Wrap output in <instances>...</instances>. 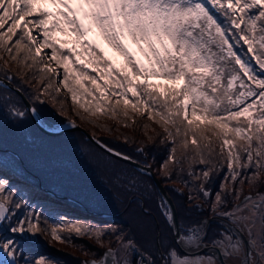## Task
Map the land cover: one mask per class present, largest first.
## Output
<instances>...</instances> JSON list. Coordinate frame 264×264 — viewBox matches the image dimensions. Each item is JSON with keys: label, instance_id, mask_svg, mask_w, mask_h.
<instances>
[{"label": "snow or ice", "instance_id": "1", "mask_svg": "<svg viewBox=\"0 0 264 264\" xmlns=\"http://www.w3.org/2000/svg\"><path fill=\"white\" fill-rule=\"evenodd\" d=\"M38 2L42 0H0V116L6 114L14 125L26 117L40 124L36 105L44 104L45 97L64 113L61 88L73 108L89 117L127 121L132 119L129 109L146 115L163 132L150 142L158 139L168 148L161 178L167 182L173 172L177 177L186 174L188 180L177 182L188 188L187 202L197 212L200 205L194 201L209 205L208 216L217 231L208 238L207 218L178 217L166 198L159 199L157 209L170 238L160 243L157 237L155 253L116 226H93L63 215L51 220L2 174L5 166L16 169L18 164L0 155V233H9L0 236V264H55L43 255L26 254L17 237L39 234L77 247L75 240L86 236L104 247L109 233L115 247L109 241L99 258L82 264H228L241 255L244 234L247 252L240 264H264V192L241 199L237 187L247 184L255 191L264 176V0H47L56 12L36 9ZM93 29L123 57V68L113 69L99 46L85 39ZM57 33L74 37L73 47H62L69 41L58 42ZM129 44L146 64L129 51ZM149 78L183 85L161 92L147 83ZM85 93L90 100L84 99ZM25 97L29 104H24ZM67 126L75 127L72 122ZM95 142L110 155L137 163ZM144 148L140 145L135 152L144 155ZM147 169L144 165L136 171L143 174ZM221 173L220 191L213 199L206 185ZM127 182L136 188L134 176ZM227 197L234 201L231 208ZM257 218L259 242L252 235Z\"/></svg>", "mask_w": 264, "mask_h": 264}, {"label": "trees", "instance_id": "2", "mask_svg": "<svg viewBox=\"0 0 264 264\" xmlns=\"http://www.w3.org/2000/svg\"><path fill=\"white\" fill-rule=\"evenodd\" d=\"M38 3L34 5L36 9H38ZM34 18L28 17L26 20ZM34 34L36 33L34 32ZM39 38L42 39V37ZM44 51L50 52L48 49ZM77 51H81V49L79 48ZM8 70L11 72L14 71V68L9 65ZM59 71L62 72V69ZM89 71L91 75H95L90 69ZM134 82L136 81L134 80ZM82 83L85 87H92L88 81H82ZM76 87L79 88V85ZM157 87L161 92L165 87L175 88L166 84ZM80 91L82 92L83 89ZM129 96L132 98L131 94ZM59 97L64 101L62 105L65 109L64 113L57 111L61 105L54 106L47 97L44 98V104L36 105L42 118V125L47 128H58L67 122L78 125L108 147L131 156L133 161L141 165L150 166L172 198L178 217H191L193 220L211 218L208 216L209 205L204 204L201 200L193 202L200 205V210L203 213L201 215V212L193 210L192 203L187 202L189 190L177 182L178 179L188 180L186 174L177 177L173 172L171 180L167 182L161 178L159 169L167 158L168 148L161 145L158 139L150 142L149 138H155L157 134L163 135L162 129L155 122L148 120L146 115L140 116L134 113L131 109H129V116L132 119L127 121L109 119L106 116L89 117L82 110L73 108L69 94L63 88H61ZM84 99L90 100L91 97L85 93ZM5 115L0 116V133L2 136L7 134L9 141L4 146L0 144V155L5 161L15 158L18 168L13 169L5 166L2 174L11 179L19 189V194L26 197L33 207L42 212L44 217L54 220L63 215L74 221L90 222L93 226L103 223L104 226H116L126 230L129 236L154 253V243L157 237L160 238V243L166 242L163 238L169 237V230L156 214L159 213L157 204L161 197L150 178L138 173L130 165L111 158L79 131L59 137H49L35 127L30 117H26L19 125H14L9 119H6ZM124 124L127 126H123ZM8 132L12 134V138H9ZM26 134L32 139H25ZM125 137L131 143L125 142ZM13 140L15 143L12 142ZM23 143L24 147H21ZM140 145L145 146L144 155H138L135 152V149ZM4 149L10 150L12 154L7 153ZM180 151L178 148L177 156L180 155ZM70 168L77 170L88 168L95 180L97 187L95 192L104 193L109 197V200L114 202L102 201L87 193L83 187L70 178L73 173ZM129 176L136 178L135 189L128 187L127 178ZM222 176L223 173L213 177L212 182L206 185L212 191L213 199L215 193L220 191ZM237 187L241 189V199L248 195L255 196L256 191L264 192V176L260 178L259 186L255 191L247 184L237 185ZM177 192L183 195H177ZM227 200L228 207L231 208L234 203L232 197H227ZM145 209L148 210V214H145ZM216 231L217 225L212 223L208 230V238L213 236ZM154 233H157L155 238ZM59 234L61 236L68 235L67 232ZM8 235L6 230L0 233V236ZM17 239L22 240L21 247L26 254L37 257L43 255L53 260L55 264H82L91 256V253H96L98 256L102 250L108 249L109 241L112 242V246H115L111 233L105 238L104 247H100L93 239L86 236L75 240L77 247L68 246L63 242L51 239L50 236L39 234L34 238L26 236L17 237ZM81 245L84 246L85 251L78 247Z\"/></svg>", "mask_w": 264, "mask_h": 264}, {"label": "water", "instance_id": "3", "mask_svg": "<svg viewBox=\"0 0 264 264\" xmlns=\"http://www.w3.org/2000/svg\"><path fill=\"white\" fill-rule=\"evenodd\" d=\"M30 102L26 99V97L24 98V104H29ZM31 118V117H30ZM33 124L35 125V127L41 132L43 133L44 135L46 136H49V137H59V136H63V135H66V134H69V133H72V132H75V131H79L81 132L91 143H93L97 148H99L102 152H104L105 154H107L108 156H110L111 158L113 159H116L122 163H125L127 165H130L132 168H134L135 170L137 168H143L144 165H141L140 163H132V164H129L128 162H125L123 160H120L118 158H116L115 156H112L110 155L108 152H106L103 148H101L95 141H97V139L95 137H93L92 135H90L87 131H85L84 129H82L81 127H79L78 125H75V127H68L67 124L65 125H62L58 128H47L45 127L44 125H42L41 123L38 124L35 120H33L31 118ZM136 162V161H134ZM143 175L147 176L148 178H150L158 192L159 193H163L164 196L161 197L162 198H166L172 205V208L175 210V212L177 213V209H176V206L172 200V198L170 197V195L168 194V192L166 191V189L164 188V186L161 184L160 180L156 177V175L154 174L152 168L150 166H148V169L146 172L143 173ZM178 215V213H177ZM211 223V218L208 219ZM244 243L242 244V255H240L238 258H234L232 260H230L228 262V264H240V262L243 260L244 258V254L247 252V241H248V238L245 237L243 235L242 237ZM255 259V254H254V257Z\"/></svg>", "mask_w": 264, "mask_h": 264}, {"label": "rangeland", "instance_id": "4", "mask_svg": "<svg viewBox=\"0 0 264 264\" xmlns=\"http://www.w3.org/2000/svg\"><path fill=\"white\" fill-rule=\"evenodd\" d=\"M98 41H99V40H97V42H98ZM123 67H124V66H123ZM123 67H122V68H123ZM120 69H121V68H120ZM5 116H6V119H8L7 115H5ZM8 133H9V132H8ZM9 135H10L9 138H12V137H13L11 133H9ZM7 136H8L7 134L2 136L1 133H0V144H1V145L4 146V145L9 141V139L7 138ZM25 139H32V137H30L28 134H26V135H25ZM12 142L15 143L14 140H13ZM17 142H18V141H17ZM17 142H16V143H17ZM21 147H24V143H23V145H21ZM4 150H5L7 153L12 154V152H11L10 150H8V149H4ZM13 155H14V154H13ZM70 169H71V171L73 172V173L71 174L70 178H71L73 181H75L79 186L83 187V188L86 190L87 193L92 194L93 196H95V197L98 198L99 200L107 201V202H114V201H112V200H109V197H108L107 195H105L104 193H98V192H95V191L97 190V187L95 186V180H94V178L92 177L91 173L88 171V168H83V169H80V170H77V169H75V168H70ZM253 197H255V196H253ZM156 214H157V216H158L159 218H161L160 215H159V213H156ZM120 221H121V219H120ZM112 223H117V222H112ZM97 225H99V226H101V227H105V226H104V223H103V224H97ZM118 230H119V231L126 232V230H123V229H121V228H118ZM156 234H157V233H156ZM156 234L154 233V238H155ZM252 235H253V238H254L255 241H257V242L260 241L261 237H260V224H259V218H257V225H256V227L253 229ZM244 236L248 238L247 234H244ZM151 237H153V236H151ZM114 245H115V244H114ZM256 246H258V244H257V245H254V247H256ZM113 247H115V246H113ZM105 251H107V249L102 250L100 254L104 253ZM100 254H99V255H100ZM99 255L96 256V257H93V256L91 255L88 259H86V260H84V261H89V260L94 259V258H99ZM241 255H242V252H241ZM84 261H83V262H84Z\"/></svg>", "mask_w": 264, "mask_h": 264}]
</instances>
